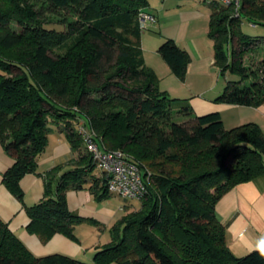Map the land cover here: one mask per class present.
Here are the masks:
<instances>
[{
  "label": "trees",
  "instance_id": "16d2710c",
  "mask_svg": "<svg viewBox=\"0 0 264 264\" xmlns=\"http://www.w3.org/2000/svg\"><path fill=\"white\" fill-rule=\"evenodd\" d=\"M210 7L215 66L226 85L215 100L264 103V0ZM149 0H0V142L14 158L2 182L21 201V179L37 172L51 123L76 157L44 173L43 197L25 209L27 230L42 242L62 233L78 242L79 223L98 224L68 205L67 192L109 196L108 177L84 144V121L105 149H121L142 171L141 206L111 229L93 262L55 252L36 255L0 216V264H264L252 250L236 255L216 205L235 185L264 175V131L254 121L227 128L220 111L195 114L187 99L160 87L143 55L139 14ZM152 12V11H151ZM158 52L184 80L191 55L173 38ZM230 74L232 77H227ZM133 156V157H132ZM101 171V170H100Z\"/></svg>",
  "mask_w": 264,
  "mask_h": 264
},
{
  "label": "crops",
  "instance_id": "0c3cea01",
  "mask_svg": "<svg viewBox=\"0 0 264 264\" xmlns=\"http://www.w3.org/2000/svg\"><path fill=\"white\" fill-rule=\"evenodd\" d=\"M180 1L168 5L165 4L167 0H163L155 5L149 0V9L156 14V21L146 31L143 30L141 43L145 62L158 74L160 87L173 97L190 99L197 115L220 111L227 128L254 121L264 131V103L254 106L215 100L223 92L226 78L220 75L214 63V44L209 36L211 10L202 8L193 0ZM166 38H173L191 55L184 80L172 72L158 52L159 45ZM55 128L51 131L54 134L52 142L49 134V144L39 160L37 172L27 173L21 179L24 202L2 182V174L14 163V158L0 142V216L36 255L60 252L81 259L82 252H91L94 256L99 245H95L94 249L91 246V250L90 247L85 249L81 237L76 242L62 233H56L49 241L42 242L37 234L30 233L26 228L30 217L25 204L32 205L43 197L44 173L61 163L64 170L71 167L70 160L77 155L65 133ZM67 200L70 209L82 216L107 222L116 217L115 209L107 208L104 202L98 203L89 189H71L67 192ZM124 205L120 204V209L124 210ZM216 212L227 226V242L236 255L242 256L255 250L264 240V175L235 185L218 201Z\"/></svg>",
  "mask_w": 264,
  "mask_h": 264
},
{
  "label": "built area",
  "instance_id": "2783aa9c",
  "mask_svg": "<svg viewBox=\"0 0 264 264\" xmlns=\"http://www.w3.org/2000/svg\"><path fill=\"white\" fill-rule=\"evenodd\" d=\"M210 1V0H208ZM224 4L234 5L239 14L241 0H218ZM142 30L148 29L156 21V14L142 10L139 14ZM78 130L84 137V144L92 154L94 161L108 177V189L120 197L140 198L146 191L140 166L121 149H105L90 126L84 121L78 124Z\"/></svg>",
  "mask_w": 264,
  "mask_h": 264
},
{
  "label": "rangeland",
  "instance_id": "374dc122",
  "mask_svg": "<svg viewBox=\"0 0 264 264\" xmlns=\"http://www.w3.org/2000/svg\"><path fill=\"white\" fill-rule=\"evenodd\" d=\"M150 1H151V3H155V5H156V4L161 3L163 0H150ZM180 2H182V1H180V0H167V2H165V4L174 5V4L180 3ZM195 2H197L198 5L201 4L202 8H204V9L210 8L208 3L204 2V0H193V3H195ZM244 28L247 31H249L252 35H258V34H262L264 32V28H258V27L255 28L253 26H250L248 22H245ZM146 30L147 29H145L144 31H146ZM252 57L255 60L261 59L262 57H264V50H260L256 53H253ZM222 77L226 78V76H222ZM227 77H232V76L230 74H228ZM187 100H188L189 104L191 105V103L189 101L190 99H187ZM51 126L53 129L55 128L53 123H51ZM49 134H51V132ZM53 135H54L53 133L50 135L51 142L53 141ZM48 144H49V142H48ZM125 153H127V152L125 151ZM128 155L131 156L130 154H128ZM96 172H98V174H101V171L99 168H96ZM96 201L98 203L104 202L105 206L107 208L115 209L116 217L114 219H112L110 222H107L105 220L104 221L97 220L98 224H90V223L83 222V223H79L76 225V227L74 229L75 234L78 237H81V239H82L81 241L86 246L85 249L90 247V250H91V246H92V249H94L95 245H99L95 248V250H96L98 247H101L104 244L112 241V236H113L112 232H111L112 226L125 213L124 210L120 209V207H119L120 204H127L132 210L138 209L141 206L140 198L124 199V198H122L119 195L114 194V193H111L109 196L103 198L102 200H96ZM87 217H90V216H87ZM93 218H95V217H93ZM79 241H80V239H79ZM80 257H81V260H83V261L93 262V254H91V252L88 254L82 252L80 254ZM108 264H118V263L113 261V262H110Z\"/></svg>",
  "mask_w": 264,
  "mask_h": 264
},
{
  "label": "clouds",
  "instance_id": "9594fccd",
  "mask_svg": "<svg viewBox=\"0 0 264 264\" xmlns=\"http://www.w3.org/2000/svg\"><path fill=\"white\" fill-rule=\"evenodd\" d=\"M256 251H258L259 255L264 257V240H262L256 247L255 249Z\"/></svg>",
  "mask_w": 264,
  "mask_h": 264
}]
</instances>
